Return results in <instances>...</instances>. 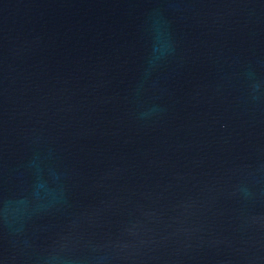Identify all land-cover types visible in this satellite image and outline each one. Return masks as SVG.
<instances>
[{
	"label": "water",
	"instance_id": "obj_1",
	"mask_svg": "<svg viewBox=\"0 0 264 264\" xmlns=\"http://www.w3.org/2000/svg\"><path fill=\"white\" fill-rule=\"evenodd\" d=\"M0 264H264V0H0Z\"/></svg>",
	"mask_w": 264,
	"mask_h": 264
}]
</instances>
